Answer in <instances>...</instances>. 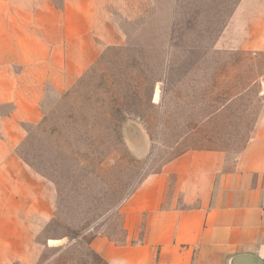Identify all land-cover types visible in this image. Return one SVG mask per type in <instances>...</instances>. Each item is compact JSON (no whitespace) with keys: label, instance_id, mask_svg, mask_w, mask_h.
<instances>
[{"label":"crops","instance_id":"obj_1","mask_svg":"<svg viewBox=\"0 0 264 264\" xmlns=\"http://www.w3.org/2000/svg\"><path fill=\"white\" fill-rule=\"evenodd\" d=\"M54 1L0 0V107L11 106L0 114V264H37V237L55 213L53 186L17 152L23 126L41 124L47 94L75 84L103 46L127 40L121 13L141 15L142 30L151 13L168 15L163 73L181 78L185 106L211 95L212 119L255 87L261 104L235 157L177 156L120 206L125 240L102 231L91 249L107 264H264V75L247 83L244 68L264 54V0ZM203 44L201 56L174 52Z\"/></svg>","mask_w":264,"mask_h":264},{"label":"rangeland","instance_id":"obj_2","mask_svg":"<svg viewBox=\"0 0 264 264\" xmlns=\"http://www.w3.org/2000/svg\"><path fill=\"white\" fill-rule=\"evenodd\" d=\"M167 16L151 13L142 30L141 15L118 14L127 40L103 46L75 84L47 94L41 124L23 126L27 135L17 152L53 186L56 197L54 216L37 237V264H107L94 256L92 236L104 231L125 240L119 208L146 177L190 150H221L233 158L245 146L261 104L257 88L212 119L211 95H201L203 103L190 95L185 106L181 78L163 73ZM206 51L205 44L174 50L200 56ZM244 66L247 83L258 79L264 75V54L256 62L247 58ZM10 111L11 106L0 107V114ZM103 219L105 229L96 226Z\"/></svg>","mask_w":264,"mask_h":264},{"label":"trees","instance_id":"obj_3","mask_svg":"<svg viewBox=\"0 0 264 264\" xmlns=\"http://www.w3.org/2000/svg\"><path fill=\"white\" fill-rule=\"evenodd\" d=\"M94 254V256H96V257H99L97 254H95V253H93ZM100 258V257H99ZM101 259V258H100Z\"/></svg>","mask_w":264,"mask_h":264}]
</instances>
